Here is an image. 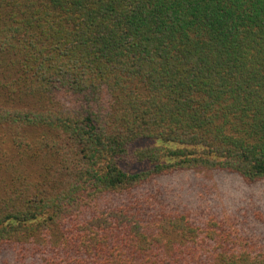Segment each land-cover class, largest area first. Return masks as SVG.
<instances>
[{"label": "trees", "instance_id": "trees-1", "mask_svg": "<svg viewBox=\"0 0 264 264\" xmlns=\"http://www.w3.org/2000/svg\"><path fill=\"white\" fill-rule=\"evenodd\" d=\"M0 99V264H264V0H0Z\"/></svg>", "mask_w": 264, "mask_h": 264}, {"label": "rangeland", "instance_id": "rangeland-1", "mask_svg": "<svg viewBox=\"0 0 264 264\" xmlns=\"http://www.w3.org/2000/svg\"><path fill=\"white\" fill-rule=\"evenodd\" d=\"M1 105V99H0ZM144 166H130L128 169L132 172L138 171ZM209 184L218 187L216 192L206 195V200L210 203H200L202 207H206L211 211L218 210L225 212V209L236 212L237 219L244 222V227L248 228V236L260 238V242H264V182L255 185H245L234 176L223 178H211L205 174ZM191 179H173L168 184H154L151 188L148 186L143 189L142 193L149 195L151 189L154 193L165 194L167 200H170L172 206L188 210L195 207L198 208L195 202L196 187L190 185ZM196 184V180H194ZM195 187V188H194ZM196 189V190H195ZM180 199H183L182 201ZM173 208V207H172ZM248 219V220H247ZM257 225V226H255ZM259 227V230H257ZM261 228V229H260Z\"/></svg>", "mask_w": 264, "mask_h": 264}]
</instances>
